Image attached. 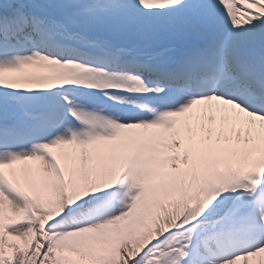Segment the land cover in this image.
Instances as JSON below:
<instances>
[{
	"label": "snow or ice",
	"instance_id": "snow-or-ice-1",
	"mask_svg": "<svg viewBox=\"0 0 264 264\" xmlns=\"http://www.w3.org/2000/svg\"><path fill=\"white\" fill-rule=\"evenodd\" d=\"M0 264H264V0H0Z\"/></svg>",
	"mask_w": 264,
	"mask_h": 264
}]
</instances>
